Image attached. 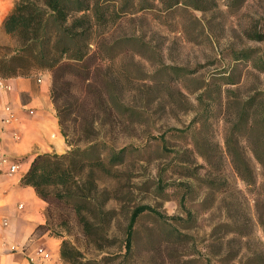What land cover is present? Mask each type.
<instances>
[{
  "label": "rangeland",
  "instance_id": "1",
  "mask_svg": "<svg viewBox=\"0 0 264 264\" xmlns=\"http://www.w3.org/2000/svg\"><path fill=\"white\" fill-rule=\"evenodd\" d=\"M98 1L114 21L65 60L55 101L70 142L90 128L105 161L123 152L97 174L114 196L105 247L73 220L66 238L105 264H264V0ZM14 44L2 35L0 55ZM139 205L162 216L138 215L122 262Z\"/></svg>",
  "mask_w": 264,
  "mask_h": 264
},
{
  "label": "trees",
  "instance_id": "2",
  "mask_svg": "<svg viewBox=\"0 0 264 264\" xmlns=\"http://www.w3.org/2000/svg\"><path fill=\"white\" fill-rule=\"evenodd\" d=\"M199 1L173 0V4L185 2L198 8ZM115 14L114 8L104 6L98 0H15L2 22L3 33L15 44L2 47L9 49V54L0 55V77L48 71L60 131L71 145V149L62 154L36 155L21 179L22 184L33 187L37 196L46 202L45 223L38 225L36 230L48 231L61 239L60 257L68 264H105L96 258H85L66 236L70 234L69 223L73 220L87 243L97 250L105 247L113 215L106 203L114 196L99 187L97 174L112 176L114 160L123 148L112 152L105 161L94 130L84 127L74 131L76 142H70L55 96L59 85L66 79L65 60L83 63L89 48L100 45L98 28L113 22ZM80 119L83 121V117ZM80 141L88 144L78 146ZM236 171L242 179H247L237 167ZM145 210L162 216L148 205H139L130 212L121 245L124 248L122 262L131 252L134 223Z\"/></svg>",
  "mask_w": 264,
  "mask_h": 264
},
{
  "label": "crops",
  "instance_id": "3",
  "mask_svg": "<svg viewBox=\"0 0 264 264\" xmlns=\"http://www.w3.org/2000/svg\"><path fill=\"white\" fill-rule=\"evenodd\" d=\"M14 1L0 0V37ZM1 80L10 88H0V153L18 169L10 173L0 164V264H65L59 253L61 239L36 230L45 223L46 202L21 183L36 155L70 149L51 99V76L38 71Z\"/></svg>",
  "mask_w": 264,
  "mask_h": 264
},
{
  "label": "built area",
  "instance_id": "4",
  "mask_svg": "<svg viewBox=\"0 0 264 264\" xmlns=\"http://www.w3.org/2000/svg\"><path fill=\"white\" fill-rule=\"evenodd\" d=\"M1 79L2 78H0V88L9 89L10 85L4 83ZM0 164L7 166V169L10 173H14L18 169V164L16 162H14L13 160H11L10 158H8L7 156L1 153H0Z\"/></svg>",
  "mask_w": 264,
  "mask_h": 264
}]
</instances>
